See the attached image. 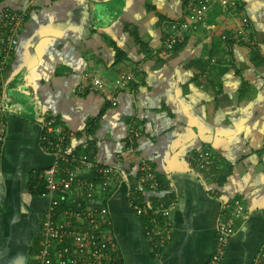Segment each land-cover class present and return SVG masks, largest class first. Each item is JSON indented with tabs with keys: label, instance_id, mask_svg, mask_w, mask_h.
<instances>
[{
	"label": "crops",
	"instance_id": "1",
	"mask_svg": "<svg viewBox=\"0 0 264 264\" xmlns=\"http://www.w3.org/2000/svg\"><path fill=\"white\" fill-rule=\"evenodd\" d=\"M189 2L0 0V10L28 13L4 75L0 264L36 263L49 199L30 177L52 162L39 143L48 119L69 135L72 150L119 163L126 181L142 161L155 171L158 190L146 198L168 208L171 240L151 247L120 183L107 204L122 264H204L222 203L235 199L250 213L220 264L254 263L264 246V0H241L237 11L212 16L214 9L209 29L185 33L167 51L168 28L184 20ZM229 20L244 25L255 45L225 31ZM116 51L124 55L118 63ZM119 72L133 76L127 88L94 87L93 78ZM130 125L140 131L133 145ZM200 150L211 154L208 167L196 165Z\"/></svg>",
	"mask_w": 264,
	"mask_h": 264
},
{
	"label": "built area",
	"instance_id": "2",
	"mask_svg": "<svg viewBox=\"0 0 264 264\" xmlns=\"http://www.w3.org/2000/svg\"><path fill=\"white\" fill-rule=\"evenodd\" d=\"M240 1H190L184 20L168 28L164 49L173 50L187 32L209 29L206 16L213 8L237 11ZM27 16L25 10H0V146L6 130L4 75ZM237 34L236 41L255 45L247 39L244 25H240ZM92 81L98 90L106 87L117 90L130 86L133 76L121 73L112 80L95 77ZM54 124V119H48L39 126L40 146L52 157V162L42 170L31 171L30 177L32 187L49 199L43 211L40 250L35 264H122V253L113 237V221L107 201L115 187L123 182L127 187L129 206L146 219L143 226L145 237L153 249H163L171 240L172 227L165 204H153L146 198L147 193L157 191L159 186L153 168L142 161L138 174L132 177L133 182L126 181L119 163L104 164L92 154L72 150L69 135L57 131ZM128 136L130 145H133L140 136L138 127L130 125ZM195 160L201 168L212 163L211 154L204 150L197 152ZM221 209L224 218L216 227L213 253L204 264H220L237 224L250 213L238 199L222 203ZM253 264H264V246L255 256Z\"/></svg>",
	"mask_w": 264,
	"mask_h": 264
},
{
	"label": "trees",
	"instance_id": "3",
	"mask_svg": "<svg viewBox=\"0 0 264 264\" xmlns=\"http://www.w3.org/2000/svg\"><path fill=\"white\" fill-rule=\"evenodd\" d=\"M215 9V11H214V15H212V16H215L216 15V13L218 14V12L219 11H221L220 10V8L219 7H215V8H213L212 10H210L209 12H208V14L210 13V12H212L213 10ZM218 12H217V11ZM208 14H207V16H208ZM207 16H206V20H207ZM209 22H210V20H208ZM179 46V44L178 45H176L175 47H174V50H176L177 49V47ZM256 50V49H255ZM116 55H117V59H116V62L118 63L122 58H124V55H120L117 51H116ZM120 55V56H119ZM122 73H125V72H122ZM121 73L119 72L118 74H116L115 75V77H113L112 79H115L117 76H119ZM112 79H108V80H112ZM94 128H95V125L93 124V123H90L89 124V127H88V129H89V131L90 132H92L93 130H94ZM134 142H135V140H134ZM135 174H138V172H136ZM134 177V176H133ZM32 185V184H31ZM39 194H40V190L39 191H37ZM144 222L146 223V219H144ZM144 226V225H143ZM42 230V229H41Z\"/></svg>",
	"mask_w": 264,
	"mask_h": 264
},
{
	"label": "rangeland",
	"instance_id": "4",
	"mask_svg": "<svg viewBox=\"0 0 264 264\" xmlns=\"http://www.w3.org/2000/svg\"><path fill=\"white\" fill-rule=\"evenodd\" d=\"M190 1H193V0H190ZM226 13L227 12H229L230 10H224ZM232 19V18H231ZM225 28V31H227V32H229L230 34H235V35H238L237 34V31H238V25H236L235 27H234V25H233V22L232 21H228V22H226V24H225V26H224ZM203 30H206V29H203Z\"/></svg>",
	"mask_w": 264,
	"mask_h": 264
}]
</instances>
